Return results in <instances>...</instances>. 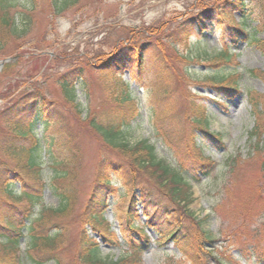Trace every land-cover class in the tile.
<instances>
[{"label": "rangeland", "instance_id": "374dc122", "mask_svg": "<svg viewBox=\"0 0 264 264\" xmlns=\"http://www.w3.org/2000/svg\"><path fill=\"white\" fill-rule=\"evenodd\" d=\"M221 1L78 0L68 11L56 14L52 0H35V10H32V5L30 10L22 8L32 17L29 35L24 39H11L5 44L7 55L0 56V141L8 132V123L2 122L1 113L20 97L40 89L47 99L53 101L63 118L59 127L50 128L51 132L54 130V133L69 136L77 145L80 156L72 164L74 173L71 171L70 175L75 181L78 206L69 218L54 220L65 231L64 242L57 249L54 259L42 258L44 264H86L80 258L78 245L83 230L87 231L91 241L99 244L101 257L106 264L120 263L132 253L127 246L117 248L101 243V232L86 225V221L82 222L83 205L93 189L98 161L104 156L115 161L118 158L119 162L122 159L114 151L102 147L85 113L78 111L81 107L77 109L76 103L69 102L61 88L62 82L67 79L76 88L77 103L93 112L109 108L108 86L114 85V79L100 73L103 71L99 64L106 59L104 56L112 55L123 40L129 46L138 42V50L147 45L143 43L151 44L144 74L140 76L134 69H125L122 73L133 96L138 98L141 108L146 111L142 120L133 124L126 137L128 143L135 145L149 140L155 145L159 158L168 156L165 147L154 137L151 121H148L150 110L160 106L161 110L165 109L169 120L159 127H163L166 133L172 134L173 130L178 135L177 138L174 135L173 144L183 150L186 142L197 136L195 125L190 123L187 113L193 107L191 100L194 99L195 103L208 111L210 133L213 135L202 134L203 139L198 141L203 160L198 153H193L189 159H195V156L202 161L208 159L207 162L215 167L211 168L205 161L203 165L211 168L208 174L200 176L197 182L189 179L193 195L192 202L187 206L195 212L190 217L184 215L183 206H174L146 173L131 174L124 167V162L120 170L113 172L114 169H111L108 181L110 183L114 177L115 184L109 193L110 207L104 213L110 230L107 237L111 236L116 241L120 239L117 235L120 232L117 218L128 213V199L121 200L120 196L134 192L139 195V190H144L168 209L170 223L182 225L181 231L187 234L191 252L190 257L181 256L174 246L161 248L155 242L159 235L149 230L155 243L144 253L143 264H216L213 258L222 260L224 264H258L252 260L250 250L254 255L264 251V151H257L255 139L250 138L256 114L247 94L264 97V0H243L247 11L258 19L253 26H259L260 30L256 33L259 42L246 40L236 45L231 43L229 47L234 64L225 66L224 71L237 72L239 94L217 97L210 91L211 87L204 84L211 83L207 74L213 70L209 65L213 57L206 60L199 57V63L190 67H186L183 61V55L190 51L201 52L203 58L222 52V44L227 41L226 35H230V32L221 16L229 11L215 13L214 21L205 23L188 41L182 39L176 28L178 23L185 22L197 11L210 9L212 3ZM234 14L235 22H238L239 14ZM162 54L166 63L163 68L157 64L161 63L159 56ZM7 59L10 64L5 62ZM79 68L82 72L77 81L70 74ZM67 75L68 78L63 79ZM159 91L168 93L165 96L155 95ZM261 111L264 113V106ZM262 121L264 133V116ZM36 127L42 129L40 121L36 122ZM218 134L219 140L215 138ZM262 139L264 143V137ZM55 154L58 160L62 159L57 151ZM49 157L47 155L44 161L47 181L52 177ZM59 204L58 197L48 188L42 194L41 205L36 207L35 213L42 207L57 208ZM157 213L156 218L163 215V211ZM142 220L146 223L144 218ZM26 241H21L23 264H29L24 257ZM210 250L213 252L210 253ZM122 264L132 263L125 261Z\"/></svg>", "mask_w": 264, "mask_h": 264}, {"label": "trees", "instance_id": "16d2710c", "mask_svg": "<svg viewBox=\"0 0 264 264\" xmlns=\"http://www.w3.org/2000/svg\"><path fill=\"white\" fill-rule=\"evenodd\" d=\"M77 2L78 0H52L51 5L56 8V14H63L75 6ZM34 3L35 0H0V56L7 55L5 44L11 39H24L29 35L32 17L26 11H22V8L30 10L33 6L32 10H35ZM245 6L243 0H222L218 4L212 3L210 9L199 10L185 22L177 24L176 28L182 35V39L188 41L196 35L199 29L204 27L205 23L214 21L216 14L221 11H229L221 14L222 20L225 21L228 32H230V35H226L227 41L222 44L221 53L208 54L206 58L200 56L201 52L190 51L183 55L186 67L199 63V57L202 60L213 57L210 59L211 61L209 60V65H212L213 70L207 74L211 83L205 82L204 84H208L215 93L228 87L236 91L239 89L240 81L235 76L237 72L224 71L225 66L234 64L229 48L230 44L236 45L246 40L259 42L256 38V33L260 30L259 26H253L254 21L258 19H254L253 13L246 11ZM235 12L241 14V19L238 22H235ZM143 44H147V48L144 46L138 50V42L135 45L127 46L123 40L115 52L108 57L104 56L103 58L106 59L99 64L103 71L100 73L105 77L114 79V85L108 86L111 103L109 108L96 112L91 111V109L88 110L87 107L76 102L75 86H71L67 79L62 82L61 86L69 102L76 103L77 109L81 107L78 111L85 113L90 128L102 147L114 151L122 159L119 162L118 158L116 161L105 156L100 158L95 183L87 202L83 205L82 212V222L86 221V225L101 232L102 239L111 244H115L116 240L110 238L111 236L107 237L110 233L109 223L104 218V212L108 206L107 194L110 186L108 175L111 169H114L113 172L120 170L121 164L124 162L126 164L124 167L130 170L131 174L146 173L152 178L157 189L163 192L167 198H170L174 206H183L184 215L190 217L195 212L189 208V205L187 206V203L192 202L191 197L193 195L189 179H198L199 173L207 175L208 171L211 170L210 167L213 166L207 162L208 159L204 160L211 166L203 165L205 161H202L204 158L202 150L198 148L197 143H194L197 139L196 136L186 142L183 150L173 144L174 135L175 137L178 135L171 130L172 136L171 133L164 132L163 127H159L161 124L168 123L169 120V116H166L164 112L165 109L162 107L161 110L160 106L150 110L148 121H151L150 127L154 137L165 147L168 156L159 158L155 145L151 144L149 140L141 141L135 145H131L126 140L133 124L142 120L143 108H141L138 98L133 96L129 88L130 85L123 80L119 73L125 67H133L138 75L144 74L147 64L145 55L149 52L148 49H150L151 44L150 42ZM132 50H135L133 56H136L137 61L132 58L130 64H126L125 62L129 59V53ZM163 57V54L159 56L161 63H157L158 65L161 64L162 68L166 64H164L165 59L163 60ZM81 72V68L76 69L70 76L72 75L75 80H79ZM68 76L63 77V79L68 78ZM167 93V91H159L155 95L165 96ZM263 98L249 95V101L256 114L255 128L250 132V138L255 139L254 146L257 151H264L262 139L264 137L262 132L264 113L259 110L264 106V101H261ZM191 105L193 107L187 112L190 123L195 125V130H199L200 133H208V111L202 105L195 103L194 99L191 100ZM1 115L2 122L8 123V132L0 141V264H23L24 258L20 248V240L22 239L27 240V250L24 252L26 262L44 264L42 258L54 259L53 256L56 255L57 249L64 242L65 231L60 223H55L54 220L61 221V219L69 218L68 216L78 206L75 181L70 178L71 171L74 173L72 164L80 157L77 152L78 148L69 136L58 132L54 133V130L51 132L50 128L59 127L63 118L54 107L53 101L47 99L43 90H35L20 97L11 103ZM37 121H40L42 125L40 131L36 127ZM55 151L61 155V160L55 157ZM193 153H198L202 160L196 156L195 159H189ZM47 155L50 156L52 167V177L48 181L44 177V161ZM190 168L194 171L191 172ZM105 187L107 188L105 189ZM48 188L53 190L58 197L59 206L57 208L42 207L35 213L36 207L41 205L42 194ZM140 195L138 196L134 192L120 196L121 200L128 199V205L133 207V209L129 207L130 212L126 216L123 215L119 218L123 233L127 234L130 239H132L131 233H137L142 239V247H146L147 239L145 238L144 227L140 224L139 211L136 207L140 201L143 207L142 213L149 226L167 235V240L172 239L180 252L190 257L191 244H188L186 240L185 231H181L182 225L174 226L173 222L170 223L169 221L165 223L166 225H161V220L156 218L157 212L163 211V215L166 216L168 209L162 207L150 193L143 190ZM78 245L80 258L86 264H106L101 257L99 244L91 241L86 230L81 231ZM133 245L135 246L131 245V247L134 253L125 258L126 260L120 263H110L122 264L127 261L132 264H140L142 259L140 246L136 245L135 240ZM55 260L58 261V259ZM217 262L222 264L220 260Z\"/></svg>", "mask_w": 264, "mask_h": 264}]
</instances>
